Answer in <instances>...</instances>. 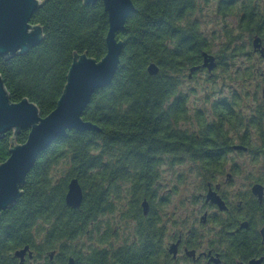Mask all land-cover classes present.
Returning <instances> with one entry per match:
<instances>
[{
	"label": "trees",
	"instance_id": "16d2710c",
	"mask_svg": "<svg viewBox=\"0 0 264 264\" xmlns=\"http://www.w3.org/2000/svg\"><path fill=\"white\" fill-rule=\"evenodd\" d=\"M40 1L31 22L42 26L43 40L23 54L0 55V76L11 101L28 98L46 116L64 91L74 54L97 60L106 55L109 17L102 0ZM133 2L135 10L117 35L124 48L114 78L92 95L83 113L100 129L69 130L39 155L18 201L0 212V264H68L71 258L73 264H157L152 209L145 215L142 208L144 198L151 200L154 164L156 182L162 168L174 162L223 160L224 154L200 148L228 139L227 126L243 133L241 138L254 129L264 143V69L255 60L264 55L253 45L259 36L264 46V0H219L217 13L225 24L215 51L197 18L199 0ZM205 52L216 59L211 71L203 67ZM151 63L158 65L157 74L148 71ZM200 72L206 75L203 100L211 111L195 112L193 124L187 84ZM252 82L254 95L248 93ZM195 132L201 137L190 143ZM28 133L9 129L0 137V164ZM209 135L214 142H205ZM74 177L84 191L78 208L66 202ZM124 185L131 195L128 207L122 206ZM130 220L136 222L138 243L107 245ZM27 246L21 263L16 252Z\"/></svg>",
	"mask_w": 264,
	"mask_h": 264
},
{
	"label": "flooded vegetation",
	"instance_id": "af4514ba",
	"mask_svg": "<svg viewBox=\"0 0 264 264\" xmlns=\"http://www.w3.org/2000/svg\"><path fill=\"white\" fill-rule=\"evenodd\" d=\"M208 102L203 100L205 107L196 108L195 112L211 111ZM189 109L191 113V106ZM193 114L194 124L196 113ZM226 132L228 139L220 138L217 146L200 148L208 153L224 154L220 157L223 160H189L190 164H196V169L179 178L186 194L183 200L177 201L176 196L181 186L168 189L172 198L162 191L163 173L155 182L154 164L151 200L144 199L149 202V210L152 209L157 264H264V143L256 138L254 129L245 138L229 126ZM195 135L190 143L196 142L201 132ZM213 139L209 135L205 142H214ZM244 157L249 161H244ZM185 163L174 162L170 167ZM127 188L122 187L125 207H128L126 199L131 196ZM111 198L117 201L115 195L111 194ZM162 202L165 205L161 207ZM155 203L159 218L156 227ZM135 227V220L119 227L118 234L111 236L107 245L119 246L125 240L138 243Z\"/></svg>",
	"mask_w": 264,
	"mask_h": 264
},
{
	"label": "water",
	"instance_id": "95a60500",
	"mask_svg": "<svg viewBox=\"0 0 264 264\" xmlns=\"http://www.w3.org/2000/svg\"><path fill=\"white\" fill-rule=\"evenodd\" d=\"M83 1L86 5H92L99 0ZM102 1L109 17L107 53L100 60L90 57L87 53L74 54L64 91L56 108L48 115L42 116L39 107L28 98L11 101L0 76V137L9 129H14L15 135L21 128L29 129L27 140L15 144L9 157L0 164V212L18 201L22 186L37 158L55 140L65 137L72 129H100L97 124L84 120L83 113L92 95L98 89L111 84L124 48V41L117 35L125 30L127 19L135 10L133 0ZM40 5V0H0V55L10 57L23 54L43 40L42 26L31 22ZM253 45L255 50H260L264 55L261 37H255ZM215 66V56L205 52L203 67L211 71ZM198 68L199 66L194 69ZM148 71L157 74L159 67L156 63H151ZM83 199V188L79 179L74 177L68 185L66 202L68 206L78 208ZM142 206L144 213L148 214L149 202L144 200ZM28 249L27 246L16 252V255L21 257V263ZM73 262L71 258L68 264Z\"/></svg>",
	"mask_w": 264,
	"mask_h": 264
},
{
	"label": "rangeland",
	"instance_id": "374dc122",
	"mask_svg": "<svg viewBox=\"0 0 264 264\" xmlns=\"http://www.w3.org/2000/svg\"><path fill=\"white\" fill-rule=\"evenodd\" d=\"M200 1V11L198 13V20L200 21L202 28L205 32V34L207 35V37L213 41L214 43V51L217 50L218 48V44L219 41L221 40L220 35L222 30H223V25L225 24L223 17H221L218 13H217V6H218V2L219 0H199ZM228 23H233V19L230 17L227 19ZM256 60V64L259 65V69H264V59L260 60L258 58L255 59ZM217 71V69H216ZM218 72V71H217ZM220 74V73H219ZM206 75L202 72H200L197 75V79L190 81L187 84V89L189 90V96H190V104L189 106H191V114L192 116L194 115L193 113H195L196 108L197 109H203L205 107V103H203V99H204V93L206 92ZM226 84H230L231 82L229 80L225 81ZM221 82L219 81V83L217 84V86L220 87ZM256 83L252 82L250 83L249 86V91L248 93L251 95L256 94ZM231 86H233L235 89H238V84L237 83H231ZM224 87V86H222ZM192 90V91H191ZM223 93L227 94L229 92V90L227 88H223ZM258 96L259 99L262 98V89L260 88V91L258 92ZM261 101L264 103V99H261ZM250 106H253V104H251ZM255 107V105H254ZM245 109V108H244ZM251 108H247L246 110L249 111ZM253 140H255V137L253 135ZM257 141V140H256ZM232 157V156H230ZM243 159V158H242ZM244 161H249L248 157H244L243 159ZM190 161H187V163H185L184 165L181 166H172L170 167V165L164 166L162 168V173H163V185H162V191L164 190V193L169 196L170 198H172L169 193H168V189L170 188H174L175 185H178L179 187H182V190L179 192V194H177V201L183 200L185 197V191L183 190L184 186H182V182L180 181V177H183V174L187 177V173L189 171H194L196 169V164L189 163ZM189 178V176H188ZM185 194V195H184ZM170 207V205L167 206ZM84 244L86 245L87 243H89V239L88 237H84L83 239Z\"/></svg>",
	"mask_w": 264,
	"mask_h": 264
}]
</instances>
